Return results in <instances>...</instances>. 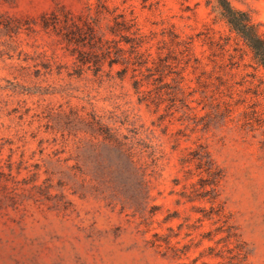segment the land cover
I'll return each mask as SVG.
<instances>
[{"label":"rangeland","instance_id":"rangeland-1","mask_svg":"<svg viewBox=\"0 0 264 264\" xmlns=\"http://www.w3.org/2000/svg\"><path fill=\"white\" fill-rule=\"evenodd\" d=\"M96 1L0 0V264H264V68L216 0H114L192 62L162 95L141 67L96 74L68 40L111 38Z\"/></svg>","mask_w":264,"mask_h":264},{"label":"trees","instance_id":"trees-1","mask_svg":"<svg viewBox=\"0 0 264 264\" xmlns=\"http://www.w3.org/2000/svg\"><path fill=\"white\" fill-rule=\"evenodd\" d=\"M112 1L114 0H97L95 3V12L98 19L101 17L107 18L108 15H111L113 23L108 27L111 38H107V33L98 29L97 25L90 28L89 39L86 38L83 30L78 32L79 35H75L76 32L73 35H68L69 42L74 41L77 44H83L86 40L89 41L87 44L92 50L76 56L81 67H90L96 74H100L106 62H108L111 70L115 66L121 65L123 66L122 70L119 71L121 79L125 78L130 66L144 68L147 72V74H144L147 83L155 85L153 90H157L159 95H162L161 89L165 88V84H169L164 83V81L170 73L175 72L178 74V77L173 78L175 88L183 92L182 83L185 81L183 73L192 62V54L190 55L191 59L185 61V67H182L179 72L173 71L174 65L171 56L175 51L169 48V51L164 53L163 48L159 46L157 51L153 53L154 37L142 31L134 12L128 15L125 11L119 12V7L110 8L109 2ZM127 2L128 0H124V3ZM216 2L231 34L236 36L237 47H235V50H242L244 53L250 52L257 67L264 68V22H255L250 13L235 8L230 0H216ZM123 44L129 47L125 48ZM241 44H243V47ZM186 47L187 51L192 50L191 47ZM232 57L234 58V56ZM192 66L194 73L199 69L206 73L205 66L199 58L193 59ZM157 75H159L158 79H156ZM157 82L163 83L162 86H156ZM138 86H140L139 82L136 83V89L139 88ZM171 96H173L172 93ZM151 99L153 98L145 97L142 100L151 103ZM251 113L250 115L246 112V117H251L257 111ZM209 163L211 166L213 165L212 161Z\"/></svg>","mask_w":264,"mask_h":264}]
</instances>
